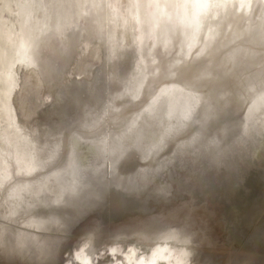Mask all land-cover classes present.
Listing matches in <instances>:
<instances>
[{
	"label": "rangeland",
	"instance_id": "obj_1",
	"mask_svg": "<svg viewBox=\"0 0 264 264\" xmlns=\"http://www.w3.org/2000/svg\"><path fill=\"white\" fill-rule=\"evenodd\" d=\"M16 1L24 0H13L15 12L6 17L18 25ZM37 1L33 18L42 20ZM41 1L50 27L36 39L35 62L15 64L11 95L19 126L38 138L39 170L53 171L51 182L36 171L46 187L54 185L45 190L52 197L33 199L51 202L60 193L63 201L75 190L73 169L85 178L83 193L97 197L71 209L64 228L43 244L47 255H34L44 249L33 241L20 249L0 245V264L38 255L35 264H77L71 253L82 244L94 256L132 244L148 257L168 244L184 249L187 264H264V108H254L264 95V0H255L254 14L232 2L217 17L209 13L202 28H184L176 11L166 35L157 0L141 7L140 22L131 16L136 0ZM171 83L196 90L190 103L200 100L172 139L178 113H166ZM59 174L68 179L65 191L55 182ZM39 201L23 211L41 209ZM7 202L3 212L15 198ZM100 260L94 264L113 263L107 254Z\"/></svg>",
	"mask_w": 264,
	"mask_h": 264
},
{
	"label": "bare ground",
	"instance_id": "obj_2",
	"mask_svg": "<svg viewBox=\"0 0 264 264\" xmlns=\"http://www.w3.org/2000/svg\"><path fill=\"white\" fill-rule=\"evenodd\" d=\"M136 1L137 2L135 4V9H133V11L131 12V16L137 22V20H139L140 17L143 16L140 11L141 7L143 9V7L146 6L147 2L149 5V1L148 0H136ZM12 2L13 0H0V121L1 122L4 121L6 123L5 127L0 129V141L5 142V144L3 143L4 145L0 143V245H3L5 248L6 247L14 248L16 245H18V249H20L19 247L20 244L21 245L27 244L26 242H29V245H30L31 244L30 242L33 241L36 244L35 245L32 242L34 244L33 246L34 249L41 248L40 249L41 251H43L42 249H44L43 253L37 252L36 250L35 252L31 250L33 254L35 255L39 253V254L47 255L48 249H46L47 247L45 248V245L43 244H46L48 240H50L51 237L53 236V233L55 234V232L59 231L60 228L64 226L62 225L63 222L61 221L66 218L67 214L70 213L72 208H76L77 206L79 207V205L81 206L83 202H86L84 200H90L92 194H94L95 196L96 194L93 193L92 191H87V193L86 192L83 193V188H84L83 185H86V184H83L85 181V178L84 176H82L83 174L79 175L78 173H76V170L73 169L74 174L71 176H73L72 180H76L75 181L76 183L75 182H72V183L73 184L75 183L76 186H75V190L72 193H69V192L66 193L63 201H59L60 197L58 198V195L60 193L59 194L56 193V195L53 196L55 197V199L52 198L51 202H45L44 199H43V202L42 200L40 201L38 200L39 204L37 207L39 208L40 207L39 205H42L40 204V202H42L44 203L46 209L44 208L42 209V207L44 206L43 205L41 209H34L35 211L38 210L36 212H34V210L33 211L30 210V213L32 212L31 214L26 213V211L29 210V209L26 210L27 208L26 209L24 208L26 204H27V207L29 206L30 208L31 207L30 204L32 205V203H34V205H36V203H38L37 200L33 199L34 197L42 196V198H44L46 196L47 198V193L45 190L46 189L51 190L52 187L54 186L52 184L53 186H51V188H49V186L46 187L47 182H44L41 180V179H45L44 178L45 175H46V178L48 175L53 176L52 174L53 171L49 170L51 173L48 174L49 171L47 170L48 171L47 172L45 170V169H50L53 164L51 163L52 165H49L51 167L48 166L49 168L48 167L45 168L47 165L45 163V166H44L45 169H43L47 172V173L43 172V173H46L45 175L42 173L41 170H39L41 167H43L44 164H41L39 162L38 157L36 158V152H38V150L40 149H36V152H35V146L37 147V145H34V143H36V140L38 138L36 139L34 137V139H36L34 141V139H32L31 137L32 134L30 135L28 132H25L19 126L17 117L15 113L13 112L11 95L16 85H18L16 82V76H15L16 72L14 71L15 69L14 66L18 62H24L26 64L28 63L29 65L30 64L32 65L35 62V59L32 58V55L34 52V46L36 45V39L39 38V35L40 34L42 35L48 29V27H50L49 26L50 22L48 25L49 14L46 13L47 8L44 2H42L41 0L37 1L36 9L42 10V13L44 14L43 19L38 20L37 19L38 17H35L36 19L33 18V13L35 11L34 0H24L23 2L16 1V5L18 6L17 16H18L19 24L18 25L15 24L12 20L6 17V13L9 15H12L15 12V10L13 9ZM232 2L236 3L235 6L237 4L239 6H242L244 10L249 9L250 10L249 12L251 14L255 13L254 11L256 10L255 0H159V1L157 0L155 15L159 19L158 23L160 22L159 32L164 35L168 34L169 28L172 23V21L170 20V16H172L176 11H178V14L180 13L181 14L180 16L182 17V19L185 20L184 25H183L184 28L191 29L192 25H195L198 28H202V26L206 22L205 17L207 15L209 16V18L211 17L209 13L217 17L219 10L225 9L227 5H231ZM96 3H97V0H96ZM154 8H153V11L155 10ZM72 18L74 19V17ZM119 19H122V18L120 17ZM71 20L68 19L70 23H71ZM178 20L179 19H177V21ZM217 27H218V22H213L211 24V27L208 28L209 31L208 29L205 30L206 32L207 31L209 32L208 38L212 36L213 30H217ZM147 31L148 30H146V32ZM153 33H156V32H153ZM184 36H186V34ZM36 61H38V59ZM181 85L180 83L179 84L171 83L167 85L166 90L168 91L164 90L170 93L169 98L166 102L167 103L166 113L169 115H172V114L175 115L176 112L178 113L176 114L178 117L177 124L176 126L174 125V127L172 128L173 129L172 134L171 133L169 134L171 139L173 138V136L181 133L185 129V127L189 125L190 121L194 119L193 114L196 113V111L194 112V110H196V107H198V104L200 103L199 98H196V102H194L193 104L190 103L189 101L192 98H195L193 97V94L196 90L193 91V93H190L184 88L188 86L183 85L184 86L183 87ZM139 91L140 90H138V92ZM263 96L257 99L255 103V107L253 106L255 109L264 108V97ZM156 100H157V97L156 99L152 101V103L148 105L150 111L153 110ZM169 140L170 139L166 138V142H168ZM8 145L12 146L14 150L13 149L11 150L10 148H8L10 147ZM109 149L113 150L114 145L110 146ZM111 150L109 151L111 152ZM38 154H40V152ZM42 159L43 158H41V160ZM44 159H45V156H44ZM46 159L48 162L50 161V159L49 160L48 158ZM15 163L17 164V166L15 165ZM53 163H55V161ZM37 170L40 171L44 175L43 178L38 177L39 174L36 175ZM20 173H21V177H17V175L18 174L20 175ZM47 179L48 180L46 179L45 180L48 182H51L49 180V177ZM55 180H56L55 182H57L62 187L61 190L64 189L63 191H65L66 186L63 185V181L64 180L68 181V179H64V177L62 175L60 176L59 174V176H57ZM89 183H88V186H89ZM48 184H51V183H48ZM91 186H93V184ZM91 186L88 187L89 190L92 188ZM17 188H20L21 191L15 195L14 191ZM40 193L42 194L40 195ZM51 197H52L51 195L48 196V198H51ZM13 198H15V202H12L13 207H11V209L8 212H3L2 210L4 209L2 208L4 207V203L6 202V204H8L7 200L13 199ZM42 198H38V199H42ZM33 201H37V202L35 203ZM8 207H10L9 204H8ZM32 207H35V206H32ZM23 209L26 211H23ZM58 235H61V234H58ZM53 241H54V238H53ZM48 244L49 242L46 245ZM50 244L52 245L51 241H50ZM25 246L27 248V245H23V247ZM36 246L37 248H35ZM48 248L50 249V247ZM14 251H15L14 255L17 258L16 254L18 250L16 249ZM108 251H111V252L109 253ZM183 251H184L183 248L180 251L179 247L170 246L168 244H163L161 245V247L153 248L149 256L146 257L145 255H143V253L139 252L138 249L132 244L126 247L122 246V244H115L111 246L109 249L107 248V250L102 249V252L100 251L97 255L94 256L90 252L87 251L86 245L82 244L80 247H77L74 249V251L71 253V256L73 257V259L76 260L75 262H77V264H94V261H96V259H98V262L101 263L100 259L106 254L109 257L112 256L113 263H104V264H114V262L115 264H157L159 260L161 261L163 260L164 262L166 261L167 264H187L189 261L187 260L185 252ZM22 252L24 253L23 250ZM28 252L30 251L28 250ZM44 252H46L47 254H45ZM6 253H8V251H6ZM27 254L26 256H28ZM38 256L41 257L40 255ZM38 256L36 257L33 256L32 258L31 257H28V258L21 257L23 259L18 260L19 259L18 258L17 261L14 260V262L16 261L17 264H35V260H33V258H38ZM13 258L16 259L14 256ZM8 259L10 260V258ZM71 264H74V263H71Z\"/></svg>",
	"mask_w": 264,
	"mask_h": 264
}]
</instances>
